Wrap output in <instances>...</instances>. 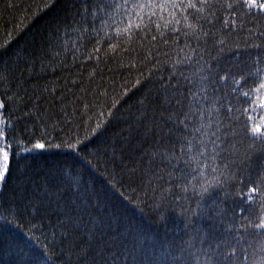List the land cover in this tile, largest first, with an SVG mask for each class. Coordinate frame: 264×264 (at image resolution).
<instances>
[{"label":"trees","instance_id":"16d2710c","mask_svg":"<svg viewBox=\"0 0 264 264\" xmlns=\"http://www.w3.org/2000/svg\"><path fill=\"white\" fill-rule=\"evenodd\" d=\"M109 2L0 0V102H10L14 119L30 111L33 116L47 120L48 114L60 111L57 100L66 93L64 106L67 111L63 115L69 121L79 120L71 95L72 92H79L72 86V81L87 75L79 67V61L84 58L81 45L87 44L88 51L92 50L89 37L80 29L83 27L92 36L98 37L100 43L97 47H106L103 42L106 33L112 29L108 27L110 21L104 9L101 7L97 12L96 5ZM94 14L104 16L103 24L99 19L91 23ZM110 15L117 20L120 18L118 12ZM243 23L252 27L248 20ZM221 27V24H216L214 29L225 41L222 49L212 52L216 67L221 75L229 71L233 74L238 71L247 73L257 53L264 51L253 48L252 44H264V39L253 36L249 41L247 27L228 34H221ZM255 27L264 30V17L256 21ZM97 29H100L99 33ZM178 39L179 46L185 48L184 38ZM190 43L195 45V41ZM176 59L173 56L170 61L155 66L148 64L143 76L137 72H125L123 79L114 62H108L107 66L99 65V71L106 77L115 76L117 94L125 81L129 88L126 89L127 96H120L114 114L106 117L110 121L107 127L87 149L93 153L98 150V157L81 153L84 157L81 160L65 158L62 153H47L27 161V169L24 163L19 165V170L13 165L6 186H0V203L23 204L27 212L24 222L9 217L10 223L0 227V264H25L29 257V252L21 251L25 243L31 252L44 250L47 244L41 231L48 236L56 234L57 256L61 253L63 256L61 259L54 257V264H104L101 257L107 258L109 264H132L134 256L139 264L140 250L146 256L159 258L167 254L170 243L187 239L188 234L197 229L217 239H223L231 231L223 216L209 218L215 216L211 210L215 207V193L213 197L205 194L204 200L200 201L209 208L208 216H203L195 200L185 205L192 210L188 213L175 204L159 208L158 195L152 190L158 180L170 186V174L173 177L178 175L179 168L183 167L182 164L176 167L175 161L169 163L159 155L166 151L168 131L173 126L166 111L170 105L161 102L160 97L165 93L158 81L161 76L171 75L170 69ZM259 66L264 68V64ZM157 68L159 71H156ZM109 69L117 71L110 73ZM89 71L92 69L89 68ZM185 74L190 75V72ZM235 78L240 79L239 76ZM137 79L142 81L139 87L135 85ZM248 83L251 84V81ZM231 86V80L228 85H217L216 94V99L220 101V134L229 138L233 132L243 128L248 115L252 116L250 124L264 125V110L258 106L252 105V111L246 115L227 111L230 100L236 108L249 107L246 103H237L239 94L235 98L230 95ZM51 88L58 89L56 100L46 91ZM37 107L40 112H37ZM34 122L38 123L32 118L22 119L19 127L27 125L31 128ZM89 127L94 128L95 124ZM88 135L91 136V132ZM253 149L249 153L253 160L264 155V145L257 143ZM220 166L223 167L222 164ZM69 170L81 185L79 191L69 187L61 175V171ZM132 170L137 173L135 179L129 175ZM141 176L144 179H140ZM149 180L152 181V188L149 187ZM120 182L125 187H121ZM129 183L132 185L130 188L127 187ZM120 193H124L123 198ZM230 203L226 200L223 207L227 209ZM32 226L39 231H29ZM28 237L32 239L29 241ZM112 249L123 255L112 261ZM125 249L136 251L129 255Z\"/></svg>","mask_w":264,"mask_h":264},{"label":"snow or ice","instance_id":"6c2138e0","mask_svg":"<svg viewBox=\"0 0 264 264\" xmlns=\"http://www.w3.org/2000/svg\"><path fill=\"white\" fill-rule=\"evenodd\" d=\"M101 7L110 21L108 27L112 29L106 33L103 42L106 47H97L98 37L83 27L80 29L89 37L92 50L88 51L87 44L81 45L84 58L79 61V67L87 75L72 81V86L79 92L71 93L79 120L69 121L63 115L67 111L64 106L66 93L57 100L60 111L48 114L47 120L33 116L30 111L14 119L10 102H0V186H6L13 165L19 170V165L24 163L27 169L26 162L37 156L62 153L65 158L81 160L84 158L81 153L99 156L98 150L93 153L87 149L107 127L110 121L106 117L114 114L120 96H127L126 89L129 88L125 81L117 94L115 76L106 77L99 71V65L114 62L123 79L125 72L143 76L148 64L155 66L175 56L171 75L161 76L158 81L165 93L160 99L170 105L166 111L173 126L168 131L166 151L159 155L169 163L175 161L176 167L181 164L183 167L179 168L178 175L170 174V186L158 180L152 190L158 195L159 208L175 204L188 213L192 210L185 205L195 200L203 216H208L209 208L200 201L204 200L205 194L213 197L215 193V207L211 209L215 216L209 218L223 216L231 231L223 239H217L197 229L190 232L187 239L170 243L167 254L159 258L146 256L140 250L139 264H264V155L256 160L249 155L254 150L253 145H264V125L250 124L252 116L248 115L240 131L233 132L230 138L222 137V121L218 119L220 101L216 99L217 85H228L231 80L230 95L235 98L239 94L237 103L243 102L249 107L236 108L230 100L227 111L246 115L252 111V105L264 110V68L259 66L264 64V51L257 53L247 73L229 71L221 75L212 57V52L222 49L225 43L214 31L216 24L222 25L221 34H228L244 30L247 26L243 22L248 20L252 24L247 27L249 41L253 36L264 39V30L255 27L256 21L264 17V0H110L96 5L97 12ZM112 12H118L119 20L110 15ZM97 19L103 24L104 16L95 14L91 23ZM96 31L99 33L100 29ZM179 37L184 38L185 48L179 46ZM191 41H195V45ZM252 47L264 49V44H252ZM117 69H109V72L114 73ZM186 71L190 75H186ZM135 85L141 86L142 81L137 79ZM46 91L56 100L58 89ZM36 110L41 111L39 107ZM26 118L38 123L34 122L31 128L27 125L19 127L20 121ZM93 123L95 127H89ZM97 163H100L99 159ZM61 175L69 187L80 190L74 173L61 171ZM129 175L133 179L137 177L135 170ZM120 184L125 187L123 182ZM131 186V183L127 185L128 188ZM149 187L152 188L151 180ZM120 195L123 198L124 193ZM226 200L231 201L227 209L223 207ZM26 212L27 207L23 204L0 203V227L10 223L9 217L24 222ZM29 231H39V228L32 226ZM41 235L47 247L31 252L25 243L21 249L29 252L25 264H54V257L62 258L63 253L57 256L56 234L48 236L41 231ZM31 239L28 237L29 241ZM112 251V261L123 255L115 249ZM124 251L132 255L136 249ZM101 259L104 264H109L107 258ZM132 264H137L135 256Z\"/></svg>","mask_w":264,"mask_h":264}]
</instances>
